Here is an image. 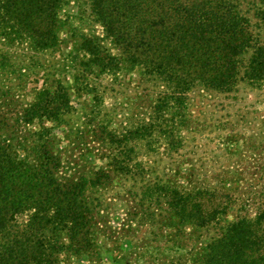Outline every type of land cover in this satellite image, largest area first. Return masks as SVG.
I'll return each mask as SVG.
<instances>
[{"label":"trees","instance_id":"1","mask_svg":"<svg viewBox=\"0 0 264 264\" xmlns=\"http://www.w3.org/2000/svg\"><path fill=\"white\" fill-rule=\"evenodd\" d=\"M72 2L77 24L69 62L76 86L89 89L101 76L118 80L138 70L162 90L146 120L120 131L100 120L95 105L83 131L102 143L106 166L68 175L49 144L50 130H25L43 119L69 124L68 88L55 79L31 103L23 106L19 98L28 70L60 50L62 11ZM249 88H264V0H0V264H59L61 254L99 264L95 232L105 218L99 194L116 178L143 183L135 192L138 222L156 219L162 205L170 217L160 222L176 230L218 222L227 214L221 197L228 193L146 180L137 147L160 140L168 153L180 147V133L198 129L192 92L236 99ZM203 245L189 253L192 264H264V209L225 222Z\"/></svg>","mask_w":264,"mask_h":264},{"label":"rangeland","instance_id":"2","mask_svg":"<svg viewBox=\"0 0 264 264\" xmlns=\"http://www.w3.org/2000/svg\"><path fill=\"white\" fill-rule=\"evenodd\" d=\"M76 12L73 2L62 11L66 25L59 32L61 48L41 58L40 66L28 70L19 98L23 106L31 103L36 90L44 83L55 84V79L68 88L73 106L67 117L69 124H55L48 119L25 124V130L30 132L50 130L49 144L61 157L68 175L106 166L102 143L83 131L87 115L95 105L100 110V120L107 121L110 129L120 131L146 120L152 101L162 90L153 81L142 78L138 70L122 74L118 80L109 75L91 80L88 88L94 91L76 86L75 70L69 62L74 54L71 25L77 24ZM96 30L100 33L99 26ZM210 93L190 94L189 109L198 129L182 131L180 147L168 153L169 147L160 140L152 145L144 143L137 150L146 180L170 182L184 189L204 186L216 188L220 194L226 192L231 200L224 195L221 199L227 203V214L202 230L190 225L176 230L177 227L160 222L165 220L164 216L167 221L170 217L162 205L156 209V219L146 216L138 222L140 214L133 217L135 192H140L143 183L116 178L99 194L105 216L100 230L95 232L99 264H192L189 253L220 234L225 222L253 217L264 209V88L242 90L236 99ZM79 134L82 136L78 137ZM153 135L154 139L162 138L158 132ZM220 194L211 200L217 203ZM23 220L25 215L18 217L19 222ZM183 256L187 257L179 259ZM60 259L59 264H88L85 257L61 254Z\"/></svg>","mask_w":264,"mask_h":264}]
</instances>
